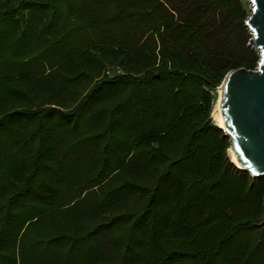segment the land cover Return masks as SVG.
<instances>
[{"label": "trees", "instance_id": "1", "mask_svg": "<svg viewBox=\"0 0 264 264\" xmlns=\"http://www.w3.org/2000/svg\"><path fill=\"white\" fill-rule=\"evenodd\" d=\"M248 14L0 0V264H264V176L211 119Z\"/></svg>", "mask_w": 264, "mask_h": 264}, {"label": "water", "instance_id": "2", "mask_svg": "<svg viewBox=\"0 0 264 264\" xmlns=\"http://www.w3.org/2000/svg\"><path fill=\"white\" fill-rule=\"evenodd\" d=\"M244 25L250 36L247 46L258 61L253 70L228 71L219 87L217 106L221 126L229 138L228 151L237 168L251 177L264 176V0H248Z\"/></svg>", "mask_w": 264, "mask_h": 264}, {"label": "bare ground", "instance_id": "3", "mask_svg": "<svg viewBox=\"0 0 264 264\" xmlns=\"http://www.w3.org/2000/svg\"><path fill=\"white\" fill-rule=\"evenodd\" d=\"M212 119L214 120L216 125L221 126V121H220V116H219V112H218L217 101L214 104V109H213V112H212ZM230 157L233 160V162L235 163V159H234V157L231 154H230Z\"/></svg>", "mask_w": 264, "mask_h": 264}, {"label": "rangeland", "instance_id": "4", "mask_svg": "<svg viewBox=\"0 0 264 264\" xmlns=\"http://www.w3.org/2000/svg\"><path fill=\"white\" fill-rule=\"evenodd\" d=\"M242 1V3H243V5H244V7L247 9V10H249V3H248V0H241ZM105 73H106V71H105ZM215 97H216V99H215V102H214V104L216 103V101H217V94H218V87L216 88V91H215ZM213 109H214V105H213V108H212V111H211V119H212V112H213ZM213 120V119H212ZM213 122H214V120H213ZM214 124H215V122H214ZM227 155H228V157L230 158V160L232 161V159H231V157H230V152L227 150Z\"/></svg>", "mask_w": 264, "mask_h": 264}, {"label": "built area", "instance_id": "5", "mask_svg": "<svg viewBox=\"0 0 264 264\" xmlns=\"http://www.w3.org/2000/svg\"><path fill=\"white\" fill-rule=\"evenodd\" d=\"M106 75H108V76H110V72L109 71H106V73H105Z\"/></svg>", "mask_w": 264, "mask_h": 264}]
</instances>
